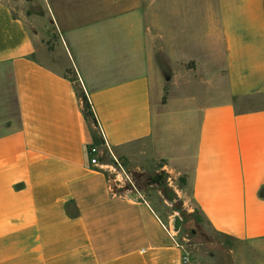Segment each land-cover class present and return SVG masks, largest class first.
Segmentation results:
<instances>
[{
    "label": "crops",
    "instance_id": "obj_1",
    "mask_svg": "<svg viewBox=\"0 0 264 264\" xmlns=\"http://www.w3.org/2000/svg\"><path fill=\"white\" fill-rule=\"evenodd\" d=\"M119 3L54 2L51 48L0 0V264H186L146 196L114 194L91 165L74 76L115 156L161 163L216 230L264 239V0L179 16L164 0L147 20L128 13L141 0Z\"/></svg>",
    "mask_w": 264,
    "mask_h": 264
},
{
    "label": "rangeland",
    "instance_id": "obj_2",
    "mask_svg": "<svg viewBox=\"0 0 264 264\" xmlns=\"http://www.w3.org/2000/svg\"><path fill=\"white\" fill-rule=\"evenodd\" d=\"M19 14L29 18L40 32L44 33V39L48 45L54 48L57 40L62 41L61 34L56 27L52 17V5L61 1L64 5L78 6L84 4H95L106 0H7ZM109 1V0H108ZM174 1V0H173ZM187 0L180 3L176 0V11L173 15L179 16L182 12L193 9V3ZM118 10H124L131 6L133 0H119ZM142 5L132 9L128 13H141L146 20L150 16V6L163 7L164 0H141ZM162 14V11H161ZM179 20V17L177 18ZM176 19V20H177ZM35 27V26H34ZM72 74V73H71ZM77 87L83 89L77 77ZM1 79V78H0ZM106 154L104 159H106ZM122 159V158H121ZM123 160V159H122ZM131 171L130 179L124 178L120 173L115 172L114 184L119 182L121 188H129L132 180L134 187L141 190L146 199L154 206L159 215L174 230L179 243L189 255L190 261L186 264H264V239L238 240L225 233L216 230L211 223L203 216L202 212L194 207L188 208L184 199L179 196L178 189L180 178L174 179L171 174L162 169L161 163H151L141 169L134 168L127 163ZM139 174L138 181H135V174ZM160 179H166V186L160 185ZM117 181V182H116ZM132 185V187H133ZM117 187V188H118ZM165 189H171L176 196L166 194ZM178 223V228L176 227Z\"/></svg>",
    "mask_w": 264,
    "mask_h": 264
},
{
    "label": "built area",
    "instance_id": "obj_3",
    "mask_svg": "<svg viewBox=\"0 0 264 264\" xmlns=\"http://www.w3.org/2000/svg\"><path fill=\"white\" fill-rule=\"evenodd\" d=\"M100 134L102 135L103 145L97 146V145H92L90 143L88 146L89 159H90L91 165L97 170H100L107 175L108 180H109V185L114 194L138 197V198L145 200L144 193L141 190H138L137 187H134L132 180L130 181L131 187L127 188L124 192L119 191L120 190L119 188L121 187L119 182L116 181L117 183L115 186L114 181H113L114 177L112 176L115 172L120 173L124 178H128V179H130V175H132V173L130 170H128L127 164H125L124 160H122L120 157L115 156L114 153L110 150L109 143L101 131H100ZM105 151L110 152L114 161L108 162L104 159ZM169 230L175 234L174 230L171 227L169 228ZM183 261L185 263L190 261V257L188 254H186V252L183 257Z\"/></svg>",
    "mask_w": 264,
    "mask_h": 264
},
{
    "label": "trees",
    "instance_id": "obj_4",
    "mask_svg": "<svg viewBox=\"0 0 264 264\" xmlns=\"http://www.w3.org/2000/svg\"><path fill=\"white\" fill-rule=\"evenodd\" d=\"M67 74H71L70 71H67ZM74 80H76V78L74 77L73 78ZM78 93H79V96L82 98L83 100V105H84V114H85V118L87 120H89L92 124H93V140L91 142L92 145H97V146H102L103 145V139H102V135L100 134V131L98 129L99 127V123H98V120H97V117H96V114H95V111L93 109V105L88 97V95L86 94L85 90L84 89H80L78 88ZM166 101V96L164 97V102ZM105 154H106V161L108 162H112L114 161L112 155L110 154L109 151H105ZM122 158V157H120ZM125 162V164H127V160L125 158H122ZM138 177H139V174H135V181H137V183H139L138 181ZM187 183L186 181V178L184 176L180 177V186L183 187L185 186ZM160 185L162 187H165L166 186V179H160ZM126 189L123 187L121 188L119 191L120 192H124ZM166 190V194H171L173 196H176V193H174V191H172L171 189H165Z\"/></svg>",
    "mask_w": 264,
    "mask_h": 264
},
{
    "label": "water",
    "instance_id": "obj_5",
    "mask_svg": "<svg viewBox=\"0 0 264 264\" xmlns=\"http://www.w3.org/2000/svg\"><path fill=\"white\" fill-rule=\"evenodd\" d=\"M176 227L178 228V223H176Z\"/></svg>",
    "mask_w": 264,
    "mask_h": 264
}]
</instances>
